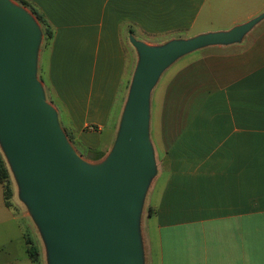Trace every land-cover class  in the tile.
Instances as JSON below:
<instances>
[{"label": "crops", "instance_id": "obj_1", "mask_svg": "<svg viewBox=\"0 0 264 264\" xmlns=\"http://www.w3.org/2000/svg\"><path fill=\"white\" fill-rule=\"evenodd\" d=\"M31 1L54 28L45 84L62 125L105 156L126 111L125 33L191 40L246 28L159 75L150 96L159 166L134 238L138 264H264V0ZM170 68L156 119L154 89Z\"/></svg>", "mask_w": 264, "mask_h": 264}, {"label": "water", "instance_id": "obj_2", "mask_svg": "<svg viewBox=\"0 0 264 264\" xmlns=\"http://www.w3.org/2000/svg\"><path fill=\"white\" fill-rule=\"evenodd\" d=\"M246 28L155 50L138 43L135 72L119 142L101 168H89L66 141L56 113L34 79L37 27L0 0V129L53 246L56 264H138L134 221L150 174L151 90L177 57Z\"/></svg>", "mask_w": 264, "mask_h": 264}, {"label": "rangeland", "instance_id": "obj_3", "mask_svg": "<svg viewBox=\"0 0 264 264\" xmlns=\"http://www.w3.org/2000/svg\"><path fill=\"white\" fill-rule=\"evenodd\" d=\"M22 9L33 21L38 31V40L35 49V68H34V79L40 84L43 91L44 102L50 108H52L56 113L57 122L59 128L61 129L66 141L74 150V152L83 159L86 163L90 164L93 168H101L108 162L109 154L99 153L96 149H91L80 141L75 133L71 130L70 135L67 134L65 127L62 125V122L57 114V109L51 100L49 93V87L46 85V76H47V67L49 61V54L51 49L52 42L46 43L44 39V33L41 24L33 15V13L26 7L22 6L15 0H9ZM133 32L129 35L124 34V41L127 48V54L129 61H132V68L130 67L128 72L125 75V82L123 86V92L125 94L126 100V109L130 100L131 92L135 80V72L139 63L142 60V53L138 47V43H144L145 45L155 49L160 50L168 45L170 42L176 41L177 36L171 37L169 39H160L156 41H150L148 38L142 36L141 32L137 27L132 28ZM135 35H139L137 38ZM186 59L188 58L185 57ZM182 59L175 63L173 67L179 66L183 60ZM172 67V68H173ZM168 69L160 79V82L154 89L153 96V114L156 113L155 117L157 119L159 113V96L161 95L162 85L167 81L171 76V73L174 69ZM130 82V84H129ZM155 86V85H154ZM153 86V88H154ZM152 88V90H153ZM151 90V92H152ZM121 108V107H120ZM123 116L121 117V119ZM152 116V106L150 100L149 107V132H148V146L150 151V174L145 182L142 195L139 202L138 212L143 213L144 215L140 217L142 220L143 226H146V220L149 214L148 207V198L147 193L149 186L153 182L156 172L158 171V150L154 144V141L151 138V133L156 131L157 123L153 121ZM152 123L154 126L150 124ZM155 122V123H154ZM151 126V127H150ZM152 129V130H151ZM1 134V129H0ZM110 132L106 131L103 134V139L106 141V148L110 149L108 140L110 141ZM0 154L5 160L7 169L10 173V187H11V197L9 199L10 206L5 205V186L7 182L0 184V264H56L54 259V252L52 243L48 237L46 229L42 224L35 205L33 204L25 184L22 180L20 172L16 166V163L6 145V142L2 143L0 141ZM159 187L151 192V201L154 203L158 200ZM142 210V211H141ZM140 213V214H142ZM143 217V219H142ZM149 224L151 228L154 227L155 221L153 217L149 218ZM25 236L32 239V243L38 246L39 248V262L33 263L26 252V239Z\"/></svg>", "mask_w": 264, "mask_h": 264}, {"label": "trees", "instance_id": "obj_4", "mask_svg": "<svg viewBox=\"0 0 264 264\" xmlns=\"http://www.w3.org/2000/svg\"><path fill=\"white\" fill-rule=\"evenodd\" d=\"M18 3H20L22 6L28 8L33 15L36 17V19L39 21V23L42 26L43 29V33H44V39L46 41V43H49L50 41L52 42L53 38H54V28L52 26V24L49 22V20L47 19V17L45 16V14L41 11V9L31 0H15ZM131 29V28H130ZM132 30V29H131ZM132 32V31H131ZM146 37L148 38V40H150L151 42L156 41V40H160L158 39V37H163V38H169L171 37L170 34H165V35H157V34H145ZM130 84V82H129ZM67 134L70 135V131L68 130V128H66ZM7 182L6 186H5V205L6 206H10L9 203V199L11 197V187H10V173L7 169L5 160L3 159V157L0 154V184ZM26 241V252L27 255L29 256L30 260L33 263H38L39 262V248L37 245H35L34 243H32V239L28 238L27 236H25Z\"/></svg>", "mask_w": 264, "mask_h": 264}, {"label": "bare ground", "instance_id": "obj_5", "mask_svg": "<svg viewBox=\"0 0 264 264\" xmlns=\"http://www.w3.org/2000/svg\"><path fill=\"white\" fill-rule=\"evenodd\" d=\"M0 141L2 142V143H4V137H3V135H2V133L0 134ZM78 159H79V161H81V163L83 164V165H85L86 167H89V168H93L90 164H88V163H86L83 159H81L79 156H78Z\"/></svg>", "mask_w": 264, "mask_h": 264}]
</instances>
